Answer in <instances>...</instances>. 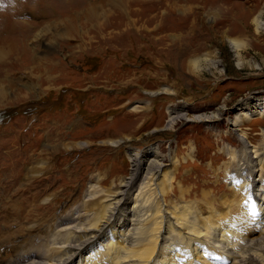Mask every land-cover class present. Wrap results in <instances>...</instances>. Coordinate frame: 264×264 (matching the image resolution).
I'll use <instances>...</instances> for the list:
<instances>
[{
	"label": "rangeland",
	"instance_id": "374dc122",
	"mask_svg": "<svg viewBox=\"0 0 264 264\" xmlns=\"http://www.w3.org/2000/svg\"><path fill=\"white\" fill-rule=\"evenodd\" d=\"M262 102L264 0H0V264L80 212L90 185L115 190L134 153L180 161L174 186L198 210L201 189L231 198L225 169L251 173L230 121L248 106L238 128L259 146Z\"/></svg>",
	"mask_w": 264,
	"mask_h": 264
},
{
	"label": "bare ground",
	"instance_id": "6f19581e",
	"mask_svg": "<svg viewBox=\"0 0 264 264\" xmlns=\"http://www.w3.org/2000/svg\"><path fill=\"white\" fill-rule=\"evenodd\" d=\"M256 25L259 29L261 24L257 22ZM230 44L239 51L236 40L231 39ZM191 62L196 65L198 59ZM247 107L239 109L230 125L234 127V139L241 145V155L247 156L241 161L251 174L241 178L225 169L227 180L235 191L231 198L224 194L216 205L209 198L210 192L201 189L202 208L198 210L194 202L185 200L188 190L180 184L174 186L176 177L170 169H177L180 161L171 157L169 164L164 166L165 160L156 147L146 155L134 153L129 157L128 178L120 179L115 190L110 191V188L104 192L90 185L79 209L81 213L76 208L63 215L53 224L51 233L41 237L37 247L17 253L11 263L264 264V178H261L264 175V142L251 149L246 134L238 128L249 118ZM252 108L258 109L260 116L264 115V102ZM180 115L170 117L166 127L170 129L177 118L186 116ZM218 117L219 113L215 112L208 117L194 116L184 120L210 124ZM223 152L232 155L233 150L227 148ZM256 166L261 172L257 179ZM143 169V182L134 194ZM175 190L178 199L169 205L166 198ZM237 192L240 197L236 196ZM127 200L132 204L130 208ZM238 209H242L240 218ZM248 227L254 232L246 233Z\"/></svg>",
	"mask_w": 264,
	"mask_h": 264
}]
</instances>
